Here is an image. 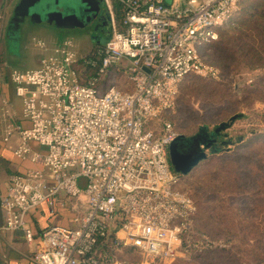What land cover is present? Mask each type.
<instances>
[{"label":"built area","instance_id":"1","mask_svg":"<svg viewBox=\"0 0 264 264\" xmlns=\"http://www.w3.org/2000/svg\"><path fill=\"white\" fill-rule=\"evenodd\" d=\"M111 1L103 0L110 33L95 52L98 63L83 59L96 67L86 83L77 67L85 56L71 38L38 40V65L7 71L20 106L0 103L1 141L16 136L13 155L34 166L8 177L0 234L21 230L31 243L26 218L42 204L53 211L72 200L77 212L70 225L42 231L34 264H135L117 257L122 250L138 254L137 264H171L224 245L193 228L195 205L177 188L180 174L168 159L177 133L162 115L184 77L216 72L201 52L231 22L239 0H115L119 24ZM113 69L128 89L101 90Z\"/></svg>","mask_w":264,"mask_h":264},{"label":"rangeland","instance_id":"2","mask_svg":"<svg viewBox=\"0 0 264 264\" xmlns=\"http://www.w3.org/2000/svg\"><path fill=\"white\" fill-rule=\"evenodd\" d=\"M25 2L41 4L40 14L32 15L34 10L29 7L33 11L20 21L17 3L6 17L8 27L15 20L6 39L9 51L14 53L11 57L14 64L10 68L14 65L29 67L30 63L24 59L26 52L36 51L38 40L47 43V35L32 30L36 24L53 30L58 37L72 36L80 57L86 56L95 42L102 43L105 28H110L102 0L98 2L103 11L88 0ZM263 10L264 0H239L232 20L238 23L240 18L248 14L251 18L252 14ZM77 21L80 24H74ZM248 33L246 25L221 26L215 41L203 51L205 60L216 72L184 77L178 85L173 106L162 115V120H168L177 135L184 137L193 136L200 129L208 133L220 123L229 122V126L220 131L217 150L211 152L205 148L206 157L187 173L180 174L177 185L195 205L194 230L224 245L179 258L171 264L264 263V55L251 53L247 57L241 53L245 49L238 50L243 42L252 45L244 38ZM22 62L25 64H20ZM111 85L128 89L125 75L114 69L104 77L101 90ZM231 117L234 118L230 120ZM77 183L83 187L85 178L79 176ZM117 257L127 263L140 261V256L129 250H122Z\"/></svg>","mask_w":264,"mask_h":264},{"label":"crops","instance_id":"3","mask_svg":"<svg viewBox=\"0 0 264 264\" xmlns=\"http://www.w3.org/2000/svg\"><path fill=\"white\" fill-rule=\"evenodd\" d=\"M5 2L4 6L2 2ZM99 0H91L94 2L95 6L98 4ZM103 1V0H102ZM19 0H0V7H2L3 11V20L1 27V39H0V103L7 102V104L19 109V100L14 96L12 86L9 82H7V71L9 69H29L35 68L38 65V61L40 56L42 55V51L35 47L36 51H28L27 55H24V59L26 63H30L29 67H22L21 65H14V62L11 59L14 53L9 51V46L7 44V35L9 33L10 28L6 25V17L13 11V8ZM166 3H169L170 0H165ZM113 12L115 14V18L118 16V24L120 20L119 14V4L114 0L113 4ZM18 30L20 31L21 22L18 23ZM110 29V28H109ZM35 32H42L47 35V44H59L66 38L73 37L70 35L64 37H58L55 35L53 30H48L47 27L39 24L35 25L32 28ZM69 31V30H67ZM20 34V32H18ZM9 39V38H8ZM73 42H75L73 40ZM76 43V42H75ZM74 43V44H75ZM76 48V44H75ZM90 50L88 51V53ZM13 54V55H12ZM87 55V53H86ZM23 59V60H24ZM20 64H25L24 62ZM104 79V78H103ZM102 83V82H101ZM126 87H129L126 84ZM114 86V85H113ZM116 87V86H115ZM17 138L13 136L8 143H3L1 141V123H0V197L3 196L6 192L8 177L12 174H22L27 169L32 168L34 165L26 159H20L13 155L11 148L16 144ZM34 150L41 151L36 143L31 142L30 144ZM59 200L64 201L65 197L62 192L58 194ZM64 205L61 206L59 203H56L53 211H50L49 208L45 205L37 206L32 212H29L27 215V223L31 229L33 234V241L31 243H27L24 239L23 233L21 230L14 231H4L0 234V264H34L33 263V253L37 247V242L41 236L42 231L49 225L58 224V225H70L72 218L75 213L71 208L70 200L64 201ZM82 210V207L80 208ZM80 210V211H81ZM2 223V214L0 211V224Z\"/></svg>","mask_w":264,"mask_h":264},{"label":"trees","instance_id":"4","mask_svg":"<svg viewBox=\"0 0 264 264\" xmlns=\"http://www.w3.org/2000/svg\"><path fill=\"white\" fill-rule=\"evenodd\" d=\"M248 16H249V14L246 15V18H240L238 23L234 22L233 20H231V22L228 23V25H230V24L233 26L236 25V27H242V26L246 25V27H248V29H249V33L246 34L244 38L249 39L251 41L252 45L249 46L246 42H243L241 44V46L238 47V50L245 49L244 50L245 52L243 51L241 53L242 54L244 53L243 55L247 56V57L251 56L250 55L251 53H253L254 55H256V54L259 55V53L264 55V10L261 12H257V13L252 14L251 18H250V16L249 17ZM248 19H249V21H248ZM116 21L118 22V16L116 18ZM107 38H108V36L104 39V41L102 43L98 44L93 49H91L90 52L84 58L79 59L77 67H79V68L84 67V69L80 71V73L82 75L81 81L83 83H86L87 77L93 75L95 72V69H96V67H92L88 64H84L83 59L94 58V59H96V63H98L95 52L97 49H100L103 46V44ZM215 39L210 40L206 44V46H210L213 43V41H215ZM221 40H222V37H221ZM237 40L240 41L239 39H237ZM206 46H205V48H206ZM203 51H204V49L202 50L201 53L204 56ZM233 118L234 117H231L230 120H232ZM228 126H229V122H222L218 126H216L214 128V130L211 132L207 133L203 129H200L194 135H196V137L199 139L201 134L206 133V135L210 139L214 140V144L211 145L210 143H208L207 147L209 148V150L211 152H215L217 150V149H215V147H216V143L219 141V134L221 133L220 131H222L223 129H226ZM228 143L230 144V141Z\"/></svg>","mask_w":264,"mask_h":264},{"label":"water","instance_id":"5","mask_svg":"<svg viewBox=\"0 0 264 264\" xmlns=\"http://www.w3.org/2000/svg\"><path fill=\"white\" fill-rule=\"evenodd\" d=\"M25 0H19V5L17 6L18 11L17 13L20 14V21L24 19V16L29 15V12H32L33 10L30 11V8H35L39 7L38 4H34L33 2L31 3H26L24 4ZM34 4V5H33ZM36 14L38 16V12L33 11L32 15ZM61 13V12H60ZM19 21V22H20ZM223 127V126H222ZM182 136L178 135L175 140H173L169 147H168V159L169 163L172 167V169L179 173V174H184L187 173L189 170H191L192 167L197 165L199 161L205 158L206 153L203 150V145L199 141V139L196 137V135L190 136V137H185L187 142L189 143L190 147H188L187 150H180L177 144V140L181 138ZM200 151H198V150Z\"/></svg>","mask_w":264,"mask_h":264},{"label":"flooded vegetation","instance_id":"6","mask_svg":"<svg viewBox=\"0 0 264 264\" xmlns=\"http://www.w3.org/2000/svg\"><path fill=\"white\" fill-rule=\"evenodd\" d=\"M88 2L91 3L92 5L94 4V2H91V0H88ZM40 5H41V4H40ZM40 5H39V7H35L33 10L39 13V11H40V9H41V6H40ZM94 5H95V4H94ZM98 5H99L100 8L102 9V5H101L100 3H98ZM59 10H60L61 12H63V11H62V8L59 9ZM103 10H104V9H102V11H103ZM39 14H40V13H39ZM11 18H12V17H11ZM40 20H43V19H40ZM10 21H11V19H10ZM14 22H15V20H12V21H11V25L9 24V27H11V26L14 27V24H15ZM59 23H60V22H59ZM74 24H80V22L77 21V22H75ZM11 28H12V27H11ZM109 33H110V29H109V27H107V29L105 28L104 39H105L107 36H109ZM98 44H100L98 41L95 42L93 48H94L95 46H97ZM177 136H178V135H177ZM177 136L175 137V139L177 138ZM180 136H181V135H180ZM175 139H174V140H175ZM199 140H200V142L202 143L201 145H203V150H205V148H208V147H207V146H208V143H210L211 145L214 144V140L210 139V138L206 135V133L201 134L200 137H199ZM177 144H178L179 149L182 150V151L187 150L188 147H190L189 143L187 142V140L185 139L184 136H182L181 138H179V139L177 140ZM209 146H210V145H209ZM197 150H198V149H197ZM198 151H200V150H198Z\"/></svg>","mask_w":264,"mask_h":264}]
</instances>
